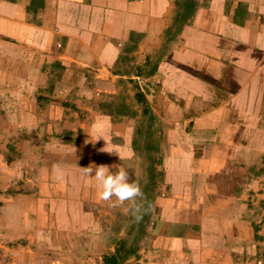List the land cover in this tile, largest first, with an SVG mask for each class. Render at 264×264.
I'll list each match as a JSON object with an SVG mask.
<instances>
[{
    "label": "crops",
    "instance_id": "0c3cea01",
    "mask_svg": "<svg viewBox=\"0 0 264 264\" xmlns=\"http://www.w3.org/2000/svg\"><path fill=\"white\" fill-rule=\"evenodd\" d=\"M176 1L0 0V131L28 138L0 142V264H102L115 250L98 218L111 201L84 169L133 161L134 123L48 91L53 77L94 83V100L124 79L144 85L166 192L153 193L148 244L130 261L264 262V0L197 1L167 42ZM161 49L151 76L116 73ZM64 132L84 134V147ZM13 147L30 175L19 193L21 172L6 166L18 164L6 160Z\"/></svg>",
    "mask_w": 264,
    "mask_h": 264
},
{
    "label": "rangeland",
    "instance_id": "374dc122",
    "mask_svg": "<svg viewBox=\"0 0 264 264\" xmlns=\"http://www.w3.org/2000/svg\"><path fill=\"white\" fill-rule=\"evenodd\" d=\"M198 2H202L203 0H197ZM161 55H163V49L151 54V61L153 64H156L157 61L159 60V58L161 57ZM126 66H122L120 67V69L117 70L116 73L118 74H135V65H128L126 68ZM61 71H58V75ZM57 76V75H56ZM51 81L47 84V90L50 92H54V93H58V94H62V95H67V93H69V95L71 93H80L82 95L83 98L87 99V101H91V103L88 105L91 107V109H93L94 107L97 108L98 112L101 114L106 115L105 111H101L100 108V103H106L107 101H110L109 98H107L108 96H112L114 97V102L116 103V106H114L111 109H108L110 111H112L115 115L116 113H118L119 109V105L121 104H125L131 111L135 112L137 114L136 117L134 118H122L120 121H118V123H126L129 121H132L134 123L135 126V134L137 129L142 130V134L138 135L137 138V143L138 146L140 147L139 151H135V159L131 162H129L128 164H119V163H115L113 172L115 173L116 170L118 171L117 167L122 166L128 173H129V182H135L137 183L142 192H145V187L147 185V181L149 182V174H148V167L149 164L151 162V160L153 159L155 162V167L157 169V174H155V178L154 181L152 182V186L151 189L149 190L150 194H153L154 192L156 193H160V192H166V188L165 185L163 184V178H162V170H161V165L158 164V159L161 158V153L160 151L158 153H156L153 150H146L145 148V143L146 140L148 139L146 136V132H145V127H143L144 124V119L143 116L141 115V108L140 106L136 103L135 99H134V87L133 85L128 81V79H124L121 80V82H119L116 86L115 92L113 94H107L104 92L98 93L99 97L98 99H93V91L94 88H96L97 86H95L94 83L88 84V83H81L80 85L76 84L75 82H70V83H58L57 80H54V77L50 79ZM70 81L73 80L72 77L69 78ZM144 86L141 82L139 84V86ZM106 88V86H104ZM144 88V87H143ZM107 90V89H104ZM90 94V96H89ZM3 102V101H2ZM67 104L70 103L69 101H65ZM8 103L3 102V109L5 111H7L9 108L8 106H6ZM68 107V105H67ZM3 110V111H4ZM154 131L156 129V125L154 126ZM135 134H134V140H135ZM29 135H32L33 137H37V139L39 140V142L42 144L44 142H47V139H42L41 136L44 135V133H30ZM62 135L64 136V139L66 141V143H70L73 139L75 140L74 143H77V141H80V145L82 144L83 147L85 145L84 143V138L85 135L81 134V133H77V137L72 138L67 132L62 133ZM49 138H56V134L54 133H48L47 135ZM18 138V139H17ZM155 138V137H154ZM19 139L27 141L28 138L26 136V133H18L17 136L16 135H11L9 132H1L0 131V142H2V144H8V145H14L16 142H19ZM133 140V141H134ZM86 147V146H85ZM15 149V147H13V150ZM33 153V152H32ZM17 152L12 151L11 149L8 150V154L6 157L7 161H10L11 157L12 160H16V162L18 164H8L6 165L7 167H10L11 170L13 169H17V172H21V169L25 167V164L18 162V158L20 157L18 153V155H16ZM35 154H40L39 151H37ZM19 172V173H20ZM161 173V175L159 174ZM29 178L30 175H26L23 172H21V174H19L17 180H15V184L14 186L17 187L18 189H13L12 192H23L25 191V187H24V179ZM96 188V187H95ZM94 189V188H93ZM91 189V190H93ZM9 192H11L9 190ZM94 192V191H93ZM93 192L90 193L92 194L89 198H94L95 196H93ZM95 195V194H94ZM145 197V196H144ZM115 200V198L113 197V201ZM112 203V201H111ZM127 207L128 205L125 204L123 206H117V207H111V208H107L106 213L103 212H99V220H101L102 225L100 230H102L104 236L107 238V240L109 241V243H114L115 247L118 243V241L120 240H125L127 241L129 244H132V241H134L136 238H138V250L140 248H142L143 246H146L145 244H148V242L146 241V238L148 233L151 232V228L149 229L150 226H152V224L155 221V212H151V215L149 217L148 221H145L142 224V227H144V229H139L140 227V221H135L133 219V217L129 214V212L127 211ZM93 210L91 209L90 205L86 206V210ZM94 213V210H93ZM156 215V214H155ZM85 238V236H84ZM112 253V252H111ZM110 254V253H108ZM133 258V257H130ZM129 260V259H128ZM126 261L125 264H133V261ZM84 262V261H83ZM67 264H71V262L69 261V263L67 262ZM84 264H88V261H85ZM93 264V263H92ZM95 264V262H94ZM97 264V263H96ZM101 264V263H98ZM103 264V262H102Z\"/></svg>",
    "mask_w": 264,
    "mask_h": 264
},
{
    "label": "trees",
    "instance_id": "16d2710c",
    "mask_svg": "<svg viewBox=\"0 0 264 264\" xmlns=\"http://www.w3.org/2000/svg\"><path fill=\"white\" fill-rule=\"evenodd\" d=\"M197 8V0H177L176 1V15L173 20L172 26L167 29L165 33L166 41H170L180 30L181 26L185 24L194 14L195 10ZM136 77H149L151 76L155 70H156V64H153L150 58L146 59V62L143 66L136 67ZM129 82L133 85L135 93H134V99L136 103L141 108V115L143 116L144 124L143 127H145V132L147 136V140L145 143L146 150H153L156 153L159 152V148L154 140L155 137V131L154 126L156 124V117L153 114V111L151 109V105L149 101L146 98V93L142 89L141 86L137 83V80H134L132 78L129 79ZM110 101H107L106 103H100L101 111H105L106 115L111 118V121L113 123H116L120 121L122 118H134L137 116V114L133 111H131L125 104L119 105V111L116 113V115L108 110L116 106V103L114 102V97L108 96ZM142 134V130L136 131L135 134V140L133 141V149L135 151H139L140 147L137 143L138 135ZM162 160L161 158L158 159V164L161 165ZM148 174H149V182L147 181V185L145 187V200L147 202H150L153 205V194L149 193V190L151 189L152 182L154 181L155 174H157V169L155 167V162L152 159L149 167H148ZM161 175V173H159ZM150 214H146L143 216V218L140 220V231L141 229H144L142 227V224L145 221L149 220ZM139 238V237H138ZM138 238H136L134 241H132V244H129L125 240L118 241L114 252L110 254H105L102 257L103 264H125V262L130 259V257H135V259H138ZM133 264H139L137 262Z\"/></svg>",
    "mask_w": 264,
    "mask_h": 264
},
{
    "label": "clouds",
    "instance_id": "9594fccd",
    "mask_svg": "<svg viewBox=\"0 0 264 264\" xmlns=\"http://www.w3.org/2000/svg\"><path fill=\"white\" fill-rule=\"evenodd\" d=\"M118 171L111 172L108 166L100 165L94 168L84 169L90 180L95 181L97 198L100 201H112L111 207L128 205L127 211L135 221H140L144 215L154 211V207L147 202L140 186L135 182H129V173L122 167ZM94 171L95 175L90 174ZM53 176L55 179H62L59 166H54ZM113 197L115 200L113 201Z\"/></svg>",
    "mask_w": 264,
    "mask_h": 264
},
{
    "label": "built area",
    "instance_id": "2783aa9c",
    "mask_svg": "<svg viewBox=\"0 0 264 264\" xmlns=\"http://www.w3.org/2000/svg\"><path fill=\"white\" fill-rule=\"evenodd\" d=\"M259 264H264L263 260H260V261H259Z\"/></svg>",
    "mask_w": 264,
    "mask_h": 264
}]
</instances>
